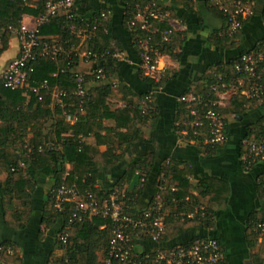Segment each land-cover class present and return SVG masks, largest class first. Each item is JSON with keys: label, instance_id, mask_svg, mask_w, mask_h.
Masks as SVG:
<instances>
[{"label": "crops", "instance_id": "crops-1", "mask_svg": "<svg viewBox=\"0 0 264 264\" xmlns=\"http://www.w3.org/2000/svg\"><path fill=\"white\" fill-rule=\"evenodd\" d=\"M37 1L27 0V5L33 8L37 6ZM156 2L169 13L168 26L173 32L171 52L163 60L167 83L160 89H154L140 73V52L134 46L126 25V3L122 0H80L77 5L78 14L85 19H92L102 10L110 11L105 31L111 36L112 44L123 54V59L112 61L117 69L116 81L135 95L154 94L157 110L155 120L138 123L139 140L122 146L117 144V155L122 157V161L117 166L102 170L100 185L106 190H121L123 194L130 195L137 212L149 210L158 197L164 198V168L170 162L185 174L192 187L204 181H210L216 188L226 187L228 195L222 202L206 200V204L210 205L207 209L211 208L213 216L209 223L195 221L206 205L199 203L200 206L187 197L181 209L172 207L163 211L166 218L173 214L177 221L184 222L186 217L190 219L192 223L185 231L162 245L142 240L137 250L148 253L158 248L186 245L198 238H211L219 241L223 247L226 255L224 264H264V234L252 226L253 217L261 214L264 208V200L258 193V185L264 181V159L247 168L245 163L249 151L244 145V141L248 140V129H254L264 120V99L247 104L242 115L228 118L227 140L213 153L207 150V138H190L189 132L182 130L184 124L177 122L180 97L191 90L199 91V86L204 84L214 67L225 66L243 54L254 53L264 43V0H254L252 15L246 20L242 31L231 39L226 34V20L213 5V0ZM21 23L35 28L37 18L24 15ZM42 38L52 41L59 39L58 36ZM19 51V41L13 36L9 49L0 57V72L17 59ZM93 68V64L83 61L79 71L91 74ZM261 73L264 76V68ZM219 78H223V75H219ZM130 100V96L126 100L114 98L109 101V107L111 111L124 109ZM44 128L48 141L51 125L47 123ZM116 128L115 120H103L98 131L101 139L107 138V132ZM33 140V131L29 128L24 142L30 144ZM86 143L101 153L108 149L107 144L97 145L95 135L89 137ZM21 147L22 142L18 149ZM67 169L71 170L72 167L68 165ZM7 178V172L1 169L0 245H13L20 264L59 263L64 256V251L58 246L60 224L50 228L44 225L51 192L48 180L39 181L40 185L30 192V199L26 203L24 200H14L16 211H30L26 227L18 230L10 225L14 217L6 216L4 208L2 188ZM202 192L200 188L192 195L198 197ZM173 229V224L166 223V234L172 233ZM0 264L11 263L0 259Z\"/></svg>", "mask_w": 264, "mask_h": 264}, {"label": "trees", "instance_id": "trees-1", "mask_svg": "<svg viewBox=\"0 0 264 264\" xmlns=\"http://www.w3.org/2000/svg\"><path fill=\"white\" fill-rule=\"evenodd\" d=\"M49 1L38 0L37 6L32 8L27 5V0H0V57L9 49L10 41L14 36L12 29L20 28L22 17L31 15L38 19L44 14ZM122 1L128 7L127 25L132 16L134 3L132 0ZM106 11L102 10L92 19H86L90 24L98 22L101 27L96 30L93 38L82 46L81 50L97 55V59H93L92 63L95 68L104 69L105 79L91 89L90 95L84 100L83 113L80 112V99L78 98L67 99L69 107L64 111L55 103L51 94L44 95L40 100L29 89L11 91L6 89L0 81V170L3 169L8 174L2 188L3 203L6 216L14 217V221H10V225L18 230L26 227L30 211L22 213L16 211L13 206L14 200H24L26 203L30 199V192L40 185L41 179L48 180L51 191L61 184L67 186L76 184L82 194L91 192L100 201L110 199L116 191L122 193L121 190L103 188L100 185L101 172L121 163L122 157L117 155V144L122 146L140 139V131L137 128L139 122L157 118L154 94L135 95L126 86L116 81L117 69L112 63L115 60L111 58V55L117 50V47L112 44L111 36L105 31V23L110 17L103 20L101 14ZM221 15L223 16L222 12ZM74 26L76 23L68 22L66 15L60 12L49 23L41 27L40 35L42 37L58 36L59 39L54 42L71 50L80 44V39L73 29ZM159 27L165 29L166 25L162 24ZM129 33L134 46L139 50L135 33ZM46 41L53 42L52 40ZM171 48L172 44L169 46L168 54L171 52ZM236 60L222 67H214L204 84L198 85L199 91L191 90L183 96L192 93L198 97H205L209 101L216 100V96L212 94V87L218 83L219 75H223V80L228 82L234 72ZM81 62L83 61L76 57L75 52L70 56H61L56 62L49 59L40 60L35 64V71L29 77L30 83L34 85L49 81L50 92L54 90L68 91L71 94L77 87V74L91 79L90 74L79 71ZM263 68L264 61L258 66V76L264 85V76L261 73ZM54 75L56 76L54 77ZM143 79L154 89L163 88L167 83L165 74L159 84L147 78ZM127 96H130L131 100L126 108L111 111L110 100L114 98L126 100ZM148 98H151V101ZM249 103L257 102L241 95V91L233 96L229 107L223 110L226 129L228 118L233 115H242L245 112V106ZM178 105L177 122L184 124L182 130L186 129L190 138L198 139L200 136H204L208 140L210 133L207 123L203 128L194 126L195 119L191 116L192 109H197L203 116L207 108L183 102H179ZM64 112L76 116L77 122L73 125L68 124ZM105 119L115 120L117 128L115 131L107 132V138L101 139L98 131L101 130V123ZM47 123L51 125L48 141L43 132ZM29 128H32L34 140L30 144H26L24 140ZM124 129L126 131L122 132ZM93 135L97 138L98 146L107 144L106 152L101 153L97 148L87 145L86 140ZM247 139L256 143L264 141L263 122L257 124L254 129H248ZM20 142H22V147L18 149ZM207 145L209 153L215 152L220 147V145ZM259 161L261 160L258 159L253 163V159L248 158L245 166L251 168ZM68 165L72 167L71 170L67 169ZM135 169L137 170L138 166ZM164 173L166 182L163 190V211L172 207L181 209L188 197L189 200L196 201L197 204L206 205V209L195 218L196 222L201 221L205 224L213 220L211 208L207 209L210 205L206 204V200L222 202L228 195L226 187L216 188L210 181H204L199 186L192 187L184 176L185 174L178 171L175 164L171 162L165 166ZM200 188L203 192L198 197L193 196L192 192ZM258 193L264 200V181L259 183ZM49 197V210L44 225L50 228L60 224L58 235L63 233L68 235L66 244L58 242L59 248L64 251V256L57 264H107L109 244L113 237L110 222L101 216L85 217L82 221L71 222L72 205H66L63 211H59L55 208L51 192ZM122 201L126 203L125 210L128 215L135 217L141 214L134 210L130 195L125 194V199ZM189 220L186 217L184 222L177 221L171 214L166 218V223L167 225L173 224V232H168L161 238V241L165 243L169 238L184 232L192 223ZM262 221H264V208L261 214L253 217L252 226H257ZM142 240L151 239L144 235L136 241ZM134 256L143 260L145 254L134 250ZM0 259L6 263L20 264L16 255L0 256Z\"/></svg>", "mask_w": 264, "mask_h": 264}, {"label": "built area", "instance_id": "built-area-1", "mask_svg": "<svg viewBox=\"0 0 264 264\" xmlns=\"http://www.w3.org/2000/svg\"><path fill=\"white\" fill-rule=\"evenodd\" d=\"M133 11L127 23L129 32L135 33L140 52V72L143 78L150 79L156 84L162 82L164 74L163 60L172 42L173 32L168 26L169 13L155 0H132ZM78 0H50L44 14L37 19L35 28L25 24L18 29H12L18 39L20 51L17 59L11 62L5 70L0 72V81L6 89L18 91L29 89L40 100L44 95L51 94L55 103L65 111L69 107L67 99L78 98L80 112L83 113L84 100L90 95L91 89L105 79L103 68H93L87 79L83 75H76V90H51L49 81L30 83V75L35 71V64L40 60L49 59L56 62L61 56L76 53L82 61L93 64L96 54L82 51V46L90 41L101 24H90L77 11ZM254 0H213V5L223 13L226 19V34L230 37L238 35L244 28L245 22L252 15ZM60 12L66 15L68 22L76 23L73 27L80 39L78 47L67 50L57 42H48L40 35V29ZM110 11L101 14L103 20L110 17ZM165 24L161 29L159 25ZM109 55V53H107ZM113 60L123 59V54L117 49L112 55ZM264 61V43L254 53L240 56L234 64L233 74L228 82L219 78L212 87V94L216 100L209 101L205 97L188 94L179 98V102L206 107L204 115L197 109H192L191 116L195 119L194 126L199 128L208 126L209 145H223L227 140L226 125L223 110L229 107L234 95L241 91V95L251 101L262 102L264 99V85L258 76V66ZM56 75H54L55 77ZM210 96V95H209ZM151 101V98H148ZM66 122L73 125L77 117L64 112ZM264 128V120H263ZM248 148L249 157L253 163L264 159V141L260 143L251 140L244 141ZM247 158V159H248ZM246 159V162H247ZM249 168V167H248ZM55 208L63 211L66 205H72L73 221H82L85 217L101 216L109 221L113 229V237L109 244L107 264H224L226 255L220 242L211 238H198L186 245L171 248H158L153 252H144L145 257L139 260L134 256L140 241L139 237L149 236L151 242L162 245L161 238L166 235V216L163 212V199L158 197L149 210L142 211L139 216H130L125 210V194L116 191L108 200L100 201L91 192L82 194L76 184L67 186L61 184L51 191ZM121 198V199H120ZM257 232L264 234V221L256 226ZM66 233L58 235V242L67 243ZM16 249L13 245H0V256H14ZM143 254V252H142Z\"/></svg>", "mask_w": 264, "mask_h": 264}]
</instances>
